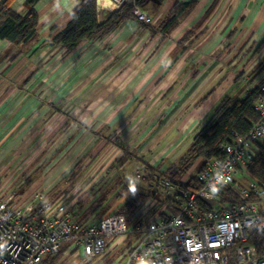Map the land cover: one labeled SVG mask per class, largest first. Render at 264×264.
<instances>
[{
	"label": "crops",
	"instance_id": "1",
	"mask_svg": "<svg viewBox=\"0 0 264 264\" xmlns=\"http://www.w3.org/2000/svg\"><path fill=\"white\" fill-rule=\"evenodd\" d=\"M25 1L14 0L11 8L23 13ZM115 1L96 0L100 21L117 9ZM187 1H195V7L167 36L130 20L67 52L50 45L38 49L40 42L22 49L0 40V189L5 196L14 193L16 200L35 205L34 196L41 193L52 211L69 205L79 224L97 223L117 213L136 188L124 180L127 165L141 160L144 171L164 175L179 164L225 96L243 97L257 84L264 72V48L258 49L264 0H165L142 10L156 26L175 3ZM79 2L40 0L35 7L41 37L62 29ZM191 29L194 35L182 40ZM39 80L45 83L40 95ZM75 95L70 105L63 102ZM146 150L152 153L142 160ZM122 155L132 160L122 165ZM50 158L59 159L57 167L44 162ZM204 163L198 158L181 182L198 175ZM111 167L124 174L117 177L118 186L116 179L104 185L103 196L98 183ZM192 168L196 173L190 175ZM143 182L138 189L149 196L124 214L129 230L142 224L145 212L147 222L162 209L175 210L155 185ZM73 188L75 195L67 196ZM138 237L132 232L109 237L105 253L82 261L70 257L79 247L63 243L56 264H126Z\"/></svg>",
	"mask_w": 264,
	"mask_h": 264
},
{
	"label": "built area",
	"instance_id": "2",
	"mask_svg": "<svg viewBox=\"0 0 264 264\" xmlns=\"http://www.w3.org/2000/svg\"><path fill=\"white\" fill-rule=\"evenodd\" d=\"M125 0H116V8ZM135 14L145 24L152 18L138 6ZM258 89L255 103L258 120L249 133H234L222 145V158L210 159L198 174V187H185L157 172L137 173L140 180L155 185L175 210H160L154 218L129 230L124 214L114 213L99 222L83 225L73 219L70 206L52 211V203L41 193L16 200L0 189V264H40L47 254L59 252L63 243L82 247L84 259L103 254L109 237L129 232L139 234L126 264H264L248 240L257 228L264 229V184L249 177L257 143L264 139V72L246 94ZM245 94V95H246ZM244 95V96H245ZM223 176L227 183H218ZM219 189L234 187L243 201H221ZM38 201V202H37ZM211 208L203 204L212 203Z\"/></svg>",
	"mask_w": 264,
	"mask_h": 264
},
{
	"label": "trees",
	"instance_id": "3",
	"mask_svg": "<svg viewBox=\"0 0 264 264\" xmlns=\"http://www.w3.org/2000/svg\"><path fill=\"white\" fill-rule=\"evenodd\" d=\"M13 1H0V40H7L12 45L22 49L40 42L38 49L50 45L63 48L66 52L73 50L85 40L102 37L114 27L130 20L141 23L150 30L167 36L178 26L179 20L190 13L196 5L195 1L175 3L169 14L160 24L155 26L154 23L148 25L139 20L135 14V7L138 6L142 10L151 2L162 4L165 0H125L118 9L107 12L105 19L101 21L98 18L96 0H80L67 24L62 29H53L48 36L42 38L39 30V13L35 7L40 0H26L25 7L27 10L23 13L16 12L11 8ZM193 35L194 29H191L185 33L182 40H189ZM263 48L264 39L258 46L259 50ZM261 66L264 67V62ZM258 97V89H253L240 98L225 96L216 107L212 117L195 134L190 148L181 158L179 164L176 167L167 169L164 175L172 181L180 183L181 178L198 158L201 157L204 160L203 166L210 159L222 158V145L230 142L234 137V133L239 135L249 133L253 124L258 120V113L255 109ZM248 173L251 179L264 184V139L257 143L256 154L248 168ZM182 184L187 188H197L198 175L182 182ZM148 196L140 189L134 188L128 201L117 213L128 215L131 211L137 209L139 204L144 202ZM219 196L221 201H243V198L234 187L221 188ZM203 205L211 208L213 202ZM80 223L86 224L82 221ZM248 243L256 247L257 254L264 253V229L257 228ZM61 254L62 248L60 247L58 253L47 254L40 264H56Z\"/></svg>",
	"mask_w": 264,
	"mask_h": 264
},
{
	"label": "rangeland",
	"instance_id": "4",
	"mask_svg": "<svg viewBox=\"0 0 264 264\" xmlns=\"http://www.w3.org/2000/svg\"><path fill=\"white\" fill-rule=\"evenodd\" d=\"M117 3H116V1H115V5H116ZM44 65H45V63H44V61H40L39 63H38V67H39V69H43L44 68ZM263 69H264V67H263ZM242 75V74H241ZM248 80V79H247ZM250 80H252V79H250ZM252 81H254V78H253V80ZM40 89H42V91L38 94V95H40L44 90H45V83L43 82V80H39V82H38V88H37V90H36V93H38L39 91H40ZM244 89V86H242V89L241 90H243ZM52 98V97H51ZM53 98H55V97H53ZM76 98H77V95H75L72 99H70V98H65L64 100H63V102H66L67 101V103L70 105L72 102H73V100H76ZM62 102V103H63ZM75 112L76 111H73V115L74 116H76V114H75ZM87 121V120H86ZM87 128V127H86ZM50 147V145L48 146V148ZM132 147V146H131ZM257 147V146H256ZM152 153V150H146L145 152H144V154H143V157L141 158L142 160L143 159H145V157H146V155H147V157H150V154ZM50 154H52V151H50L49 152V155ZM121 158H122V160H123V162H124V160L125 161H131L132 159L128 156V157H126V158H124V156L122 155V156H120ZM132 158H134V157H132ZM151 159V158H150ZM58 158L57 159H55V158H50V159H45V161L44 162H48V165H49V167L50 166H56V163L58 162ZM148 160V158H146V161ZM121 162V161H120ZM122 162V165L123 164H125L126 162H124L123 163ZM145 163L143 162V161H141V160H134L132 163H131V165H127L124 169H125V172L127 171L128 172V174L129 175H127V177H124V180L127 178L130 182H131V184H132V186H135L136 188H141L140 187V184H143L144 182H143V180L141 181L138 177H137V173H142V172H145L144 170H146L147 168H146V166L144 165ZM195 166V165H194ZM57 167V166H56ZM112 168V167H111ZM117 169V168H116ZM124 169L122 170V172H121V169H117V170H115V172H114V168H112V170H113V172H112V170L109 172V174H107V175H104V176H101V183L99 182L98 184H102V188H100L99 189V191H100V193H102V195L104 196V192H105V188H103L104 187V185H106L107 183H114V181H115V179H116V181H115V183L117 184V186L120 184V181H122L121 179H122V177L123 176H121L122 174H124ZM26 170H27V168H26ZM44 170V169H43ZM43 170H41L40 172H39V175H41V173L43 172ZM118 171L120 172V173H118ZM195 170H194V168H192L191 170H190V175L191 174H195L196 173V171L194 172ZM137 172V173H136ZM148 172V171H147ZM118 173V174H117ZM118 175V176H117ZM125 176V175H124ZM117 177H121V179L119 178V179H117ZM97 186V185H96ZM111 190V189H110ZM107 191V190H106ZM19 192H21V193H19L20 195H23V190H20ZM88 191H85V194L87 193ZM114 192V189H112V191L110 192V193H113ZM75 193H76V190L73 188V189H71L69 192H67L66 193V195L67 196H74L75 195ZM7 194H10V192H8ZM102 196V197H103ZM93 197H91V196H89V198L87 199V200H91ZM148 219V214L145 212L144 213V215H142L141 217H140V219H139V222L140 223H142V224H144V223H146V222H144V221H146ZM67 243V242H66ZM70 257H72L73 259H78V260H84V258H83V249H82V247H79L78 248V250H77V252L75 253V254H73V255H70Z\"/></svg>",
	"mask_w": 264,
	"mask_h": 264
},
{
	"label": "clouds",
	"instance_id": "5",
	"mask_svg": "<svg viewBox=\"0 0 264 264\" xmlns=\"http://www.w3.org/2000/svg\"><path fill=\"white\" fill-rule=\"evenodd\" d=\"M227 179H230V178H225V177H223V176H219L218 177V183H227ZM132 190L134 191V187L132 188ZM219 187H217V186H215V185H213L212 186V188H211V193L213 194V195H215L216 193H218L219 192ZM140 264H148V261H146V260H141L140 261Z\"/></svg>",
	"mask_w": 264,
	"mask_h": 264
},
{
	"label": "bare ground",
	"instance_id": "6",
	"mask_svg": "<svg viewBox=\"0 0 264 264\" xmlns=\"http://www.w3.org/2000/svg\"><path fill=\"white\" fill-rule=\"evenodd\" d=\"M106 1H108V0H100L101 3L105 2V3H108L109 4V2H106Z\"/></svg>",
	"mask_w": 264,
	"mask_h": 264
}]
</instances>
